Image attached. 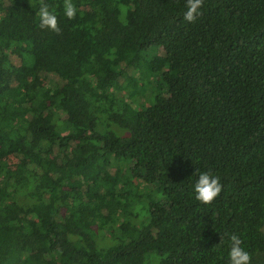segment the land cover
<instances>
[{
	"label": "trees",
	"instance_id": "16d2710c",
	"mask_svg": "<svg viewBox=\"0 0 264 264\" xmlns=\"http://www.w3.org/2000/svg\"><path fill=\"white\" fill-rule=\"evenodd\" d=\"M45 2L0 0V264H264V0Z\"/></svg>",
	"mask_w": 264,
	"mask_h": 264
},
{
	"label": "clouds",
	"instance_id": "9594fccd",
	"mask_svg": "<svg viewBox=\"0 0 264 264\" xmlns=\"http://www.w3.org/2000/svg\"><path fill=\"white\" fill-rule=\"evenodd\" d=\"M31 3V0H30ZM204 6V0H186L183 13V20L194 23L200 15ZM64 15L69 20H74L77 16L78 8L73 0H63ZM39 17V27L48 29L56 34H60L62 29L58 15L52 6L45 0H40V7L37 13ZM223 184L221 178L215 175L211 169L198 172V179L194 185L195 198L202 204H211L222 192ZM229 240V251L227 264H252V253L245 249L243 240L236 233L226 234ZM223 237H221V242Z\"/></svg>",
	"mask_w": 264,
	"mask_h": 264
}]
</instances>
